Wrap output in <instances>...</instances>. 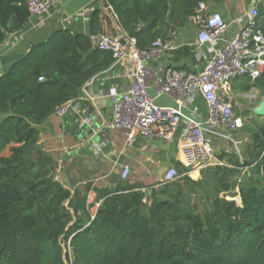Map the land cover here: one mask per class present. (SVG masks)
Wrapping results in <instances>:
<instances>
[{
    "label": "trees",
    "instance_id": "trees-1",
    "mask_svg": "<svg viewBox=\"0 0 264 264\" xmlns=\"http://www.w3.org/2000/svg\"><path fill=\"white\" fill-rule=\"evenodd\" d=\"M29 1L0 0V46L29 22ZM223 1L104 0L103 7L145 50L186 27L200 4ZM256 8L264 34V2ZM105 20L111 25L95 9L89 34L58 30L0 77V264H264V118H246L243 160L221 153L223 165L197 180L181 163L178 178L157 187L68 186L57 178V158L39 146L41 127L114 63L94 45ZM232 89L256 90L263 100L264 70Z\"/></svg>",
    "mask_w": 264,
    "mask_h": 264
},
{
    "label": "crops",
    "instance_id": "crops-1",
    "mask_svg": "<svg viewBox=\"0 0 264 264\" xmlns=\"http://www.w3.org/2000/svg\"><path fill=\"white\" fill-rule=\"evenodd\" d=\"M264 0H224L220 4L207 6L211 12H218L229 25L225 39H229L243 27L248 12ZM104 0H60L51 13L40 22L31 17L29 22L19 31L11 34L0 46V68L13 64L21 54L29 52L33 44L47 43L54 32L67 29L74 33L89 34L90 20L87 16L78 15L82 11L90 12L103 9L111 19V25L104 21V34L114 38L126 36L117 25L115 18L103 7ZM253 6V7H252ZM91 19V17H90ZM261 19H258L260 23ZM200 26L193 17L189 24L177 30L174 49L162 60L149 61L148 66L156 74L170 68L183 69L188 72H198L206 65L207 48H200L197 35ZM117 34L113 35V31ZM128 65L124 61L114 62L110 68L100 73L85 84L82 94L76 100L69 102L70 108L64 117L51 116L41 127L39 146L57 158L58 170L68 186H81L91 182L99 188L114 187L117 181H128L131 185L157 187L163 184L166 173L176 164H183L180 150L179 126L172 139H137L131 147L126 146L125 135L120 130H112L108 123L113 116L115 103L131 86ZM115 90L117 97H111ZM245 103V111L234 112L253 118L252 109L261 101L259 92L253 91L255 97L247 99V94L236 93ZM151 95L155 93L151 91ZM162 107L179 108L180 100L172 95H163L156 99ZM193 108L198 119L205 120L208 108L205 101L198 97ZM183 113L189 114L188 108ZM216 156L221 153H232L243 160L246 145L250 138L245 129L230 131L227 128H217L212 133ZM129 167V174L123 178L124 167ZM197 180L200 171L190 175ZM93 196H91V199ZM238 201V200H237ZM240 201V200H239ZM238 201V202H239Z\"/></svg>",
    "mask_w": 264,
    "mask_h": 264
},
{
    "label": "built area",
    "instance_id": "built-area-1",
    "mask_svg": "<svg viewBox=\"0 0 264 264\" xmlns=\"http://www.w3.org/2000/svg\"><path fill=\"white\" fill-rule=\"evenodd\" d=\"M60 0H30L28 7L31 17L43 21L59 4ZM90 20L91 13L80 14ZM200 26L197 44L207 48L204 68L198 72L170 68L156 74L149 68V61L162 60L174 49L177 31L166 40L158 39L148 49L141 50L134 39L127 36L126 43L120 38L99 34L94 45L101 51L110 52L114 62L124 61L128 65L131 86L115 103L113 116L108 123L112 130L124 133L126 146L131 147L137 139H166L175 135L179 126L180 150L183 164L189 169V175L208 167L223 165L216 156L212 133L224 127L230 131L243 129L246 117L234 112L235 95L232 83L241 76L255 79L264 70V34L257 29L259 12L252 8L243 24L229 39L225 35L229 25L218 12H211L207 5L200 4L194 16ZM151 91L155 93L152 96ZM163 95H172L180 100L179 108L162 107L156 99ZM110 96L116 98L115 90ZM201 97L208 108L205 120L197 117L193 105ZM70 103L60 106L55 115L64 117ZM189 109V114L182 112ZM129 167L123 169L126 178ZM178 178L177 171L170 169L163 184Z\"/></svg>",
    "mask_w": 264,
    "mask_h": 264
},
{
    "label": "water",
    "instance_id": "water-1",
    "mask_svg": "<svg viewBox=\"0 0 264 264\" xmlns=\"http://www.w3.org/2000/svg\"><path fill=\"white\" fill-rule=\"evenodd\" d=\"M253 7V6H252ZM121 44L124 45L126 43V38L123 36L120 38ZM11 68H13V64L7 65L5 67L0 68V77H2L5 73H7ZM257 101V97L254 98L253 103ZM253 116L257 118H264V99L261 100L256 107L252 109ZM56 168H58V162L55 163ZM149 194L151 191L148 192Z\"/></svg>",
    "mask_w": 264,
    "mask_h": 264
},
{
    "label": "rangeland",
    "instance_id": "rangeland-1",
    "mask_svg": "<svg viewBox=\"0 0 264 264\" xmlns=\"http://www.w3.org/2000/svg\"><path fill=\"white\" fill-rule=\"evenodd\" d=\"M247 95H248L247 96V99H246L247 101H248V99L250 100L251 98L255 97V95L253 94V92H251L250 94H247ZM236 100H237V105H234L235 112H238L240 110L241 111H245L246 105H245V103H242V101H241L242 99L241 98H236ZM56 175H57V178L61 182H63V183L66 182V180L64 179V177L62 176V174H61V172L59 170H57V174Z\"/></svg>",
    "mask_w": 264,
    "mask_h": 264
}]
</instances>
